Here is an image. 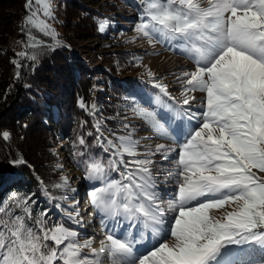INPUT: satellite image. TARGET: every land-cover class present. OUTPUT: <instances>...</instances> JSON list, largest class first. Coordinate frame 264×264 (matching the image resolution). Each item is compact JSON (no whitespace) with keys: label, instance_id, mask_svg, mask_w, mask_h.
<instances>
[{"label":"snow or ice","instance_id":"6c2138e0","mask_svg":"<svg viewBox=\"0 0 264 264\" xmlns=\"http://www.w3.org/2000/svg\"><path fill=\"white\" fill-rule=\"evenodd\" d=\"M140 5L135 28L140 37L192 61L175 77L179 96L162 75L146 69L142 83L154 90L149 103L159 111L133 103V111L165 142L141 151L130 124L122 123L128 132L118 135L97 120L95 133L73 141L72 155L91 184L90 204L103 236L99 247L93 246L95 237L81 243L77 231L50 226L48 209L34 214V193L13 194L0 205V264H264V0H140ZM24 7L26 40L18 42L24 50L16 56L36 62L42 50L55 48L33 29L61 46L49 23L57 18V5L26 0ZM104 29L101 22L99 31ZM20 60L12 61L17 69L24 66ZM78 107L93 117L98 113L95 103L82 98ZM86 137H94L106 155L92 154ZM11 138L0 130V140ZM160 162L172 165L163 180L153 174ZM12 163L31 167L22 156ZM161 183L174 185L167 198ZM68 185L61 177L54 187L70 190ZM67 218L82 226L77 207Z\"/></svg>","mask_w":264,"mask_h":264},{"label":"trees","instance_id":"16d2710c","mask_svg":"<svg viewBox=\"0 0 264 264\" xmlns=\"http://www.w3.org/2000/svg\"><path fill=\"white\" fill-rule=\"evenodd\" d=\"M59 1V37L66 38V32L70 31L79 39L90 35L100 37L101 40L107 39L105 34L100 35L98 32L99 15L94 8L74 0ZM25 2L0 0V130H8L12 134L10 141L0 140V205L24 188L38 197L41 184L37 177L47 186L51 196L58 195L59 190L54 185L61 177L60 170L56 169L58 156L52 150L53 137H56L52 130L64 141L59 146L64 158L81 174L83 168L77 166L79 157L73 158L72 155L73 141L80 134L86 135L89 131L95 133L93 116L78 107L81 98L89 105L90 79L69 61L65 47L53 45L54 51L42 50L36 62L20 60L16 56L17 52L24 50L18 42L24 40L21 23L26 14ZM32 31L36 37L51 43L50 37L35 29ZM10 36L15 37L12 45L7 44ZM104 54L107 60L112 59V54ZM116 55L123 65L130 63L127 52L116 51ZM14 59L20 60L24 66L21 69L15 68L12 63ZM12 68H15L16 73L20 72V79H16ZM101 77L104 90L96 100L99 116L115 117L117 103L128 90L134 91V88H131L129 78L118 80L104 72ZM26 84L29 87H25ZM84 121L87 123L81 127ZM113 125L116 127V123ZM86 138L92 154L105 155L95 145L94 137ZM18 156H22L31 167L14 165L12 161ZM16 171L20 175L14 177ZM9 177L14 179L9 180ZM55 222L67 225L61 215H57Z\"/></svg>","mask_w":264,"mask_h":264},{"label":"rangeland","instance_id":"374dc122","mask_svg":"<svg viewBox=\"0 0 264 264\" xmlns=\"http://www.w3.org/2000/svg\"><path fill=\"white\" fill-rule=\"evenodd\" d=\"M74 1L84 6L94 8V11H96L99 15V24L101 22L105 24L104 31L98 32L100 35L105 34L107 39L101 40L100 37L92 35L79 39L75 37V35L70 31L66 32V38L59 37L60 28L58 26V19L56 18L54 22L49 21V23L52 24V27H54L56 32L58 33V39L61 41V44H63L61 46L65 47L67 52L69 53V61L73 64V66L76 65L79 71H82L90 79L89 106L93 103L97 105L96 100L101 97V93L104 90V86L102 84L103 78L101 77L102 72L111 75L113 78H117L118 80L123 79L124 81L125 79L129 78L130 80L128 82L130 83L131 88H134V91L128 90L123 95L122 99L117 103V114L115 117H100L98 109L97 115L93 117L94 123H96L97 120H100V122L106 129H110L116 132L118 135H126L128 132V130L122 128V123L130 124L131 128L135 129L133 133V138L140 141L141 151H143L144 148L147 146H154L155 143L165 142L164 140L156 138L150 127L147 125L146 121H144L139 115H137L133 111L132 106L135 101L140 103L142 107L155 108L157 111H159L158 106H155L154 104L150 105L149 103L154 90L151 88L150 85L142 83V79H147L146 69L151 70L158 76L162 75L164 77L163 82L168 85L169 90L172 92V95L179 96L180 86L177 83L176 78L174 77V75L176 76L177 74L174 71L173 75L172 73H170V71L164 69L163 65L168 60L169 56L182 58L185 62H189L190 65L192 64V61L185 58V56L183 55H177L174 54L172 51L166 50L163 44H152L149 43L146 39L140 37V35L135 31L136 25L140 23L141 19L140 0ZM59 2V0H55V3L57 5L55 9L56 17L61 9V4ZM23 20L21 25H23ZM37 38L41 40L39 37ZM7 40V44L12 45L15 41V37L10 36ZM24 40H26L25 36ZM50 44L52 46L54 45L52 39ZM116 51L127 52L130 56V63H126V65H123L117 59ZM107 52L112 54L110 55L112 57L111 60H107L106 56H104V53ZM190 65L182 67L181 71L188 70ZM14 67L16 68L15 65ZM15 68H12L13 73H16ZM197 95L199 96L200 94L197 93ZM194 107L198 108L199 104L194 105ZM114 123H116V127H113ZM52 133H54L56 136L53 137L52 150L58 156L57 164L63 166L62 170H60V177H67L69 181L68 188L70 187L72 189H76L77 187H80L84 191L85 195H87V192L89 191L90 193L91 191V184L87 180L82 179L83 174L70 167L69 164H65L66 159L64 158L59 147L60 144L64 141L62 140V138L59 137L56 131L52 130ZM104 134L105 136H109L111 138L110 132L105 131ZM147 134L150 135L149 137H151V139L147 137ZM159 159L160 158L157 157L158 161ZM171 167L172 165L170 162H160V166L154 169L153 174L157 176L160 180H163V175L166 174L165 170ZM19 175L20 173L16 171L13 176L16 177ZM113 178L119 179V176L113 173ZM25 181L27 182V179H25ZM164 184L165 183H161L158 185V187L160 189H163L161 186ZM166 184L171 185L172 183ZM172 188H174L173 184L171 185V187L166 189L168 190L166 193L162 192L161 194L164 195L165 198H167V196L171 195ZM58 190L59 193L58 195H56V199L52 201H50L48 196L44 195L42 191L38 197L34 196L33 199H35L37 202L36 205L33 206L34 214H37L44 209H48L49 215L46 217V219L48 221V224L51 226L53 224H58L57 222H55V220L57 219V215H60L61 213V215L67 219H64L67 223V225L64 226L77 231L79 234L78 239L81 243L91 237L96 238L95 242L99 241L98 236H95L93 233H91V235L89 234V228H87V233H83V231L79 228V225H74L70 222V220H68V213L75 206V203L72 202V194L69 193L68 190ZM14 194H19L23 196L27 194H33V192L28 191L24 188L23 191H16V193ZM6 203H10V198L8 199V201L6 199V202L4 204ZM55 203H59L61 207H53ZM82 203L83 202H81V204ZM99 227L100 223H97L96 226H94L93 230L94 232H98V234L101 235V230ZM84 251L87 252L88 250L85 249ZM141 251H143V249H141Z\"/></svg>","mask_w":264,"mask_h":264},{"label":"bare ground","instance_id":"6f19581e","mask_svg":"<svg viewBox=\"0 0 264 264\" xmlns=\"http://www.w3.org/2000/svg\"><path fill=\"white\" fill-rule=\"evenodd\" d=\"M160 46H159V48H160ZM188 65H190V63L187 61L185 62L182 58H178L175 56H171V57L169 56L168 60L166 61V63H164L163 67H164V69L170 71V73H172L173 75H174V71L177 75H179L182 67H185ZM176 76L174 75V77H176ZM171 185L170 184H164L161 187L163 189H167V188L171 187ZM87 195H88V197L86 196L87 197L86 202L83 201V203L81 204L82 201L78 200V204H76V206H75L78 208V210L80 212L81 220H82V226L80 227V229L83 231V233H87V230H88L87 228H89V232H90L89 234L90 235H91V233H93L95 236H98V239H101V238H103V236L98 234V232H94V230H93L94 226H96L97 223H100V217H99V215H97L95 213L92 205L90 204L89 191L87 192ZM94 246L99 247V241L95 242Z\"/></svg>","mask_w":264,"mask_h":264},{"label":"built area","instance_id":"2783aa9c","mask_svg":"<svg viewBox=\"0 0 264 264\" xmlns=\"http://www.w3.org/2000/svg\"><path fill=\"white\" fill-rule=\"evenodd\" d=\"M47 43V42H46ZM48 45H51L50 43H47ZM61 45H63V44H61Z\"/></svg>","mask_w":264,"mask_h":264}]
</instances>
